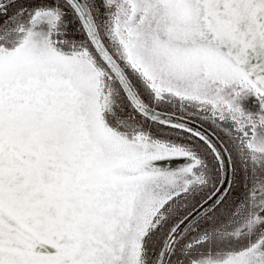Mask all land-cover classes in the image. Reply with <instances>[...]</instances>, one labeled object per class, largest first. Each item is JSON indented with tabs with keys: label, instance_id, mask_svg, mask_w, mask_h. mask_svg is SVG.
<instances>
[{
	"label": "snow or ice",
	"instance_id": "6c2138e0",
	"mask_svg": "<svg viewBox=\"0 0 264 264\" xmlns=\"http://www.w3.org/2000/svg\"><path fill=\"white\" fill-rule=\"evenodd\" d=\"M0 264H264V0H0Z\"/></svg>",
	"mask_w": 264,
	"mask_h": 264
},
{
	"label": "rangeland",
	"instance_id": "374dc122",
	"mask_svg": "<svg viewBox=\"0 0 264 264\" xmlns=\"http://www.w3.org/2000/svg\"><path fill=\"white\" fill-rule=\"evenodd\" d=\"M245 104L248 110L253 111V112L258 111L260 107L255 96H249Z\"/></svg>",
	"mask_w": 264,
	"mask_h": 264
}]
</instances>
